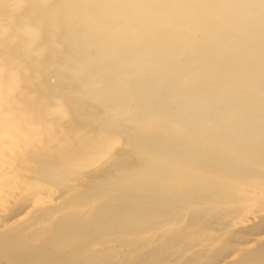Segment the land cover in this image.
<instances>
[{
	"label": "bare ground",
	"instance_id": "bare-ground-1",
	"mask_svg": "<svg viewBox=\"0 0 264 264\" xmlns=\"http://www.w3.org/2000/svg\"><path fill=\"white\" fill-rule=\"evenodd\" d=\"M0 264H264V0H0Z\"/></svg>",
	"mask_w": 264,
	"mask_h": 264
}]
</instances>
